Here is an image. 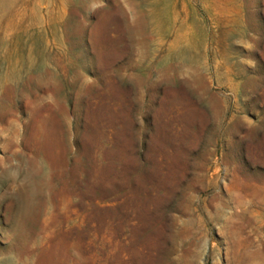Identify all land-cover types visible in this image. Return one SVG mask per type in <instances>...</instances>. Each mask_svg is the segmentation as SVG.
<instances>
[{
	"label": "rangeland",
	"instance_id": "374dc122",
	"mask_svg": "<svg viewBox=\"0 0 264 264\" xmlns=\"http://www.w3.org/2000/svg\"><path fill=\"white\" fill-rule=\"evenodd\" d=\"M0 264H264V0H0Z\"/></svg>",
	"mask_w": 264,
	"mask_h": 264
}]
</instances>
